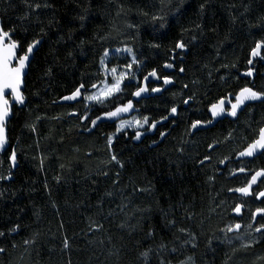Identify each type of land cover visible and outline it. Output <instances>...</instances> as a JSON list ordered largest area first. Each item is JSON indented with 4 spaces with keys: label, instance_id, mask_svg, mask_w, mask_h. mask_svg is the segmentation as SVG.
I'll list each match as a JSON object with an SVG mask.
<instances>
[{
    "label": "trees",
    "instance_id": "obj_1",
    "mask_svg": "<svg viewBox=\"0 0 264 264\" xmlns=\"http://www.w3.org/2000/svg\"><path fill=\"white\" fill-rule=\"evenodd\" d=\"M28 2L52 7L33 11L24 0H0L6 30L15 28L16 36L29 42L42 28L46 33L25 77L26 103L13 104L8 148L0 154V176L12 175L0 180V248L5 249L0 264H181L189 256L195 264H264V235L248 227L253 200L246 202L244 227L258 242L245 249L230 243L236 233L226 230L234 222L233 208L242 202L228 189L243 186L250 176L231 171L264 168V154L252 161L236 159L264 127V103L245 107L234 121L224 119L193 133L190 127L196 120L205 124L209 106L241 87L264 90V62L255 61L254 77L242 75L255 40L264 37V0H170L162 12L161 0ZM153 14L165 15L164 27L151 20ZM196 24L202 32L184 31ZM181 38L188 42L187 51L174 49ZM124 47L140 61L135 81L87 107L85 94L102 81L104 51ZM127 61L113 59L107 66ZM165 63L174 65L169 74ZM48 68L51 75L45 74ZM153 69L173 85L159 96L133 102L132 93ZM80 83L85 84L80 100L65 102L62 97ZM129 101L135 109L130 117L159 122L172 107L177 117L152 136L139 130L140 140L134 139L137 131L117 132L110 120L91 125V119ZM85 114L89 120L81 119ZM210 144L216 147L210 150ZM13 149L15 167L9 160ZM113 155L123 167L111 161ZM206 155L212 159L201 165ZM16 225L19 229L11 231ZM187 233L195 237V248L184 244ZM25 240L34 242L26 245Z\"/></svg>",
    "mask_w": 264,
    "mask_h": 264
},
{
    "label": "snow or ice",
    "instance_id": "obj_2",
    "mask_svg": "<svg viewBox=\"0 0 264 264\" xmlns=\"http://www.w3.org/2000/svg\"><path fill=\"white\" fill-rule=\"evenodd\" d=\"M27 7L32 9L33 11L40 9V8H50L52 7L51 4L45 2L43 4L40 3H29L28 0H24ZM170 3V0H161V12L163 11V8L167 6V4ZM205 10V5H200V12L203 14ZM120 13H118L119 15ZM143 15L147 16V12H143ZM24 19H27V13L23 17ZM85 19L84 16L80 17V20L83 21ZM235 19V18H233ZM151 20L153 22H158L160 27L165 26V15L163 14H153L151 16ZM51 23V22H50ZM128 27H133L132 25H128ZM196 30L203 31L201 24H196L195 28L193 29H185V32H194ZM27 31V29H25ZM46 35L43 28L41 29V35L39 37L33 38L30 42L27 41L24 38H21L19 36H16V29L10 28L5 29V26L3 24H0V149H3L5 145L8 143V137L6 135V121L8 120V117L11 113V109L13 106V102L25 105L26 103V97L24 94L23 89L25 88V77L27 76V69H29L32 65V61L35 58V54L39 49V46L42 44V36ZM183 35V34H182ZM15 37V38H14ZM101 39H104V37H101ZM196 36H191V40H195ZM83 44V41H81ZM153 47H159V45H152ZM174 49H179L181 51H187L188 49V42L185 41L183 38L178 40L175 45ZM117 52H127L131 55V62L126 64L124 67L128 70H131L133 68V65H139L140 61L137 60L136 55L134 53V50L131 47H124V48H118L116 49ZM109 52L108 50H105L103 53V57L100 60V64L104 66L105 71L111 73L113 82L112 83H105L104 88L100 91L98 95H91L87 96L86 99L88 100H95L102 102L105 99H108L112 96H114L117 93H120L122 91V84L124 80L127 78V72H119L117 67L108 68L105 64V58L108 56ZM71 55V53H69ZM174 58V57H173ZM264 62V37H261L260 39L255 40L254 45L251 47L249 51V56L247 59V64L249 65L248 69L242 74L245 77H254V74L256 72V69L254 67V63L256 60ZM223 67H228V65H222ZM165 68H173L174 65L172 63H165ZM232 67H236L235 64L232 65ZM180 72L183 73L185 69L181 67ZM52 69L48 68L46 71V75H51ZM149 77H155L159 78L157 76V71L153 69L150 73H148V76L144 77L145 81H148ZM221 79H224V77H221ZM163 82L165 85L172 83L170 77L165 76L163 78ZM193 83H196L195 81ZM93 88H96L97 85L93 84ZM185 88L188 87L187 84L184 85ZM85 88L84 83H80L79 86H77L69 95L62 97L65 101H75L82 95V89ZM149 89L147 85L145 84L143 87H138L137 90L132 93L133 96L140 97L142 93L147 92ZM152 92H159L161 91L160 88H153L151 89ZM232 94H229L231 96ZM10 96V99H9ZM193 97H189V99H192ZM251 101H260L261 103H264V90H256L253 86H244L239 89L238 92L234 95V102L231 99L226 100V98H220L217 102L212 103L209 107V111L213 118L219 117L224 115L225 113L228 116L231 117H237L238 111H241L243 107L247 106L246 102ZM185 104L188 103V100L184 101ZM226 103L230 104V109H226L225 105ZM133 108V104L131 101H129L126 104L119 105L115 108L114 111H108L105 112L103 115L107 118H113L118 117L121 113H127ZM171 115L177 114V108L172 107L170 110ZM70 115H77V113H70ZM82 120H89V116L85 114L83 117H81ZM102 119L101 116H97L95 119H91L90 123L93 127H96L97 122ZM168 117H162V120H167ZM157 122H149V118L147 116L143 117V120H134L132 122L121 120L120 125L117 127V131L119 132L122 128H124L126 125L134 124L138 128L144 127V125L149 124L150 129H155ZM203 122L200 120H196L192 122L191 128L197 129L198 126H200ZM207 124H211L212 120H208L206 122ZM33 131H35V128H32ZM166 135V133L161 132L160 136L163 138ZM231 135V134H230ZM142 136V133L137 131L135 133L134 139L140 140ZM155 143V141H154ZM219 143V142H217ZM108 144L109 146L112 144V137H108ZM209 149L212 150L216 147V144H210ZM183 151V149H181ZM257 153L264 154V127H260L258 129V132L255 135V138L252 139L250 143L247 144L246 147L242 151H239L238 156L239 157H254ZM212 157L210 155L204 156L202 160L199 161L201 165H203L206 161H211ZM228 159V157H225L224 159H221L219 161L220 164H224L225 161ZM10 160V166L15 167L17 164V154L16 150L13 149L11 152V155L9 156ZM111 161H114L116 164L120 165V167H123L121 162L117 159L115 155L111 157ZM43 163V161H41ZM63 167V165H61ZM239 173H250V178L244 183L243 186L236 187V188H230L228 191L239 193L242 196L248 197V196H254L255 199L261 200L264 199V191H254L253 186L258 185L259 183H264V168H260L257 170H249L244 167H240L237 170L231 171V175L235 176ZM106 175V173H105ZM12 175L11 172H9V175L7 176H0V180H11ZM209 179H214L213 177H210ZM59 181V178H57ZM146 189H142L141 191H145ZM244 204H237L233 208V212H235L237 215L242 214V210L244 209ZM259 216L262 220H264V207H258L255 209V211L252 213V219L255 221L256 217ZM174 224V221L170 222ZM19 225H16L11 231L15 232L19 229ZM102 225H99L98 228H102ZM242 225L240 223H235L234 225H231L227 228L228 232L232 231H238ZM249 228L252 227L251 224L248 225ZM180 232L185 233L186 230L184 228L179 229ZM255 232L261 233L264 235V223L259 224L258 227L254 229ZM4 233L0 232V236H3ZM151 235V233H150ZM187 235L190 237V239H186L184 241L185 245L190 244L192 248H195L197 245L193 242L195 237L192 236L191 233H187ZM34 241L25 240L24 243L27 245L29 243H32ZM258 242V241H257ZM65 248L68 247L67 241H65ZM252 245H242L243 248L247 249L250 248ZM163 248L164 245H161ZM4 248H0V253L4 252ZM151 251V250H149ZM173 252L176 251L175 248L172 249ZM234 250V253L235 254ZM144 257H147L149 255V252H144L141 254ZM231 259V257H229ZM161 264H163V261H161ZM181 264H195L194 257L189 256L187 257L186 261H182Z\"/></svg>",
    "mask_w": 264,
    "mask_h": 264
},
{
    "label": "rangeland",
    "instance_id": "obj_3",
    "mask_svg": "<svg viewBox=\"0 0 264 264\" xmlns=\"http://www.w3.org/2000/svg\"><path fill=\"white\" fill-rule=\"evenodd\" d=\"M108 52H109V54L105 58V64L106 65H107V63L110 60H113V59H116V60H125V59H127L128 63L131 62V55L129 53H127V52H123V51L117 52L116 50H111V51H108ZM134 66H136V65H133V68L131 70L126 69L124 66L117 67L119 72H127V74H128L127 78L124 80L123 84L135 81V78H134V69H135V67ZM100 67H101V73H102V81L100 82L99 86L95 90L91 91L88 94H85V96H84V101H85V104H86L87 107L91 106V105H97V104L101 103L100 101L88 100V99H86L87 96L98 95L100 93V91L104 88L105 83H112L113 82L112 75H111L110 71L106 72L104 66H102V65H100ZM123 84H122V86H123ZM117 94H115V95H117ZM130 113H131V110L129 112H127V113H121L118 117H116V119H115L116 121H114V122H116V128L120 125L121 120L128 121V122H132L134 120H140L139 117H130ZM102 119H104V116L102 117ZM145 127H146V125H144V127H142V128H138L134 124H131V125H126L120 131L131 130V131H135L136 132V131L142 130ZM252 234H253V232L250 231V229L248 227H244L238 233L232 235L229 238V242L230 243H236L240 247H242V245H247V244L253 245L254 242L256 241V237L254 236V238H253Z\"/></svg>",
    "mask_w": 264,
    "mask_h": 264
},
{
    "label": "water",
    "instance_id": "obj_4",
    "mask_svg": "<svg viewBox=\"0 0 264 264\" xmlns=\"http://www.w3.org/2000/svg\"><path fill=\"white\" fill-rule=\"evenodd\" d=\"M0 24H1V22H0ZM172 70H173L172 68H165V67H164V71H165V73H167V74L171 73ZM26 71H28V69H27ZM146 76H148V74H147ZM145 84L147 85V87H148L149 85H158V84H162V87L160 88L161 91H159V92H152V91L149 92V91H147V92L142 93L140 97H136V96H133V95H132V101H133V102H140L141 100H146V99H148L149 97L159 96V95H161L164 91L168 90V89L173 85V82L170 83V84L165 85L164 82H163V79H159V78H155V77H149V78H148V81H145L144 78L142 79L140 87H143ZM96 85H97V87L99 86L98 84H96ZM97 87H96V88H97ZM96 88L91 87V88L88 89V91H93V90H95ZM9 98H10V96H9ZM230 98H232V99L234 100V96L229 97V99H230ZM79 100H80V97H79L77 100H75V101H65V100H64V101L67 102V103H73V102H76V101H79ZM259 102H260V101H251V102H246V103H247V106H248V105H250V104L259 103ZM13 104H17V103L13 102ZM19 105H20V104H19ZM227 105L230 107V104L226 103L225 106H227ZM20 106H22V105H20ZM244 109H245V107H243V109H242L241 111H238V115H239ZM177 113H178V112H177ZM11 115H12V113H10V115H9V117H8V120L6 121V125H7L8 121L10 120ZM208 115H209V117H210L211 119H217V118H228L229 120L233 121V120H235V119L237 118V117H231V116H228L226 113H225L224 115H222V116H219V117H215V118H213L212 115H211V113H210V111H209V109H208ZM238 115H237V116H238ZM167 117H168L167 120H161V121H159V123H157V125H164L165 123H167V122L170 121L171 119H176L177 114L173 116V115H171V113L169 112V115H168ZM203 129H206V126L203 125V124H201L200 126H198L197 129H192V128H191V132L193 133V132H195V131H197V130H203ZM163 138H164V137H163ZM7 148H8V143L5 145V147H4L3 149H0V154H2L3 152H5V151L7 150ZM259 155H261V154H260V153H257L254 157H239V156L237 155V159H238V160H252V159L258 157ZM256 186H257V185H254V186H253V189H254ZM232 193H234V192H232ZM234 194H235L236 196L242 198V199H246V198H249V197H250V196H248V197L242 196V195L239 194V193H234ZM232 216L236 218V217H239L240 215H237L235 212H232ZM257 217H259V216H257ZM257 217H256V218H257ZM239 230H240V229H239ZM239 230H238V231H235V230H234V231H232V232H230V233H238Z\"/></svg>",
    "mask_w": 264,
    "mask_h": 264
},
{
    "label": "flooded vegetation",
    "instance_id": "obj_5",
    "mask_svg": "<svg viewBox=\"0 0 264 264\" xmlns=\"http://www.w3.org/2000/svg\"><path fill=\"white\" fill-rule=\"evenodd\" d=\"M159 79H163V78H159ZM162 87V84H158V85H149L148 86V91L150 92L151 91V89H153V88H161ZM235 95V94H234ZM234 95H231V96H226L225 98H226V100H228L229 99V97H232V96H234ZM10 99V98H9ZM233 102H234V100L232 99V98H230ZM77 102V101H76ZM74 103V102H73ZM259 103H261V102H259ZM72 104V103H71ZM132 104H133V108L131 109V113H130V116H133L134 114H132V113H134L135 112V109H134V103L132 102ZM254 104H256V103H254ZM250 105H253V104H250ZM249 106V105H248ZM210 107V106H209ZM226 107V109H230V107L227 105V106H225ZM247 107V106H246ZM209 109V108H208ZM208 109H207V115H208ZM238 117V116H237ZM116 119V117H113V118H107V117H104V120H110V121H116L115 120ZM224 119H226V120H229L228 118H217V119H211L210 117H209V115H208V120H212V123L211 124H207V123H205V124H203V125H205L206 126V128H208V127H211V126H213L215 123H217L218 121H221V120H224ZM237 119V118H236ZM235 119V120H236ZM141 121L143 120V119H140ZM229 121H231V120H229ZM234 121V120H233ZM158 126H160V125H157L156 124V128H158ZM156 128L155 129H150V126H149V124H146V127L145 128H143L141 131H143L142 133H145V135H150V136H152V134H153V132L156 130ZM198 131V130H197ZM260 156V155H259ZM258 156V157H259ZM258 157H256V158H258ZM256 158H254V159H256ZM236 159H237V157H236ZM254 159H252V160H254ZM238 160V159H237ZM252 160H245V161H252ZM238 161H240V160H238ZM249 178H250V176H249ZM254 191H256V192H258V191H264V183H259L254 189H253ZM239 200L240 201H242V202H238V204H244V205H246V202L248 201V200H253V202H254V205H255V208L251 211V214H250V219L248 220V224H251L252 225V228H253V230L256 228V227H258L259 226V224H261V223H264V220H262L260 217H257L256 218V220L254 221L253 219H252V213L255 211V209L256 208H258V207H264V199H261V200H257V199H255L254 198V196H250L249 198H246V199H242V198H240L239 197ZM244 212H245V207H244V209L242 210V214L239 216V217H233L234 218V222H233V225L235 224V223H240L241 225H242V227L240 228V230L241 229H243L244 228V225H245V219H244ZM244 221V222H243ZM239 230V231H240ZM254 233L255 234H257V235H262L261 233H257V232H255L254 231Z\"/></svg>",
    "mask_w": 264,
    "mask_h": 264
}]
</instances>
